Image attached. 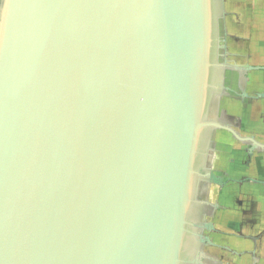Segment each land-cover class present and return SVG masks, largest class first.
<instances>
[{"label":"water","instance_id":"1","mask_svg":"<svg viewBox=\"0 0 264 264\" xmlns=\"http://www.w3.org/2000/svg\"><path fill=\"white\" fill-rule=\"evenodd\" d=\"M214 3L1 0L0 264H202Z\"/></svg>","mask_w":264,"mask_h":264},{"label":"crops","instance_id":"2","mask_svg":"<svg viewBox=\"0 0 264 264\" xmlns=\"http://www.w3.org/2000/svg\"><path fill=\"white\" fill-rule=\"evenodd\" d=\"M212 13L209 122L263 145L264 0H216ZM211 135L202 166L225 184L208 186L204 198L197 194L213 227L205 235L214 247L205 248L202 264H251L244 251L252 247L254 264H264V151L222 130Z\"/></svg>","mask_w":264,"mask_h":264},{"label":"flooded vegetation","instance_id":"3","mask_svg":"<svg viewBox=\"0 0 264 264\" xmlns=\"http://www.w3.org/2000/svg\"><path fill=\"white\" fill-rule=\"evenodd\" d=\"M206 190H207V188H204L203 186L199 189L198 192H199V194H200V196L202 198H204V194L206 193ZM207 207L208 206H206L205 204H201L196 209H193L192 216H189L190 218L188 220V226H187V237H186V241H185V248H184V251H183V259L184 260L193 261L194 257H195V251L197 252V250L199 249L202 252V254H203L202 263H204V261H206L205 258H204V255H205L204 254V250H205V248H208V247L213 248L214 247V245L211 242H210L211 245H207V243L200 244V243L196 242V235H195L196 232H202V236L204 238L205 237L208 238L205 234L210 232V231H207V230L206 231L205 230L204 231H199V229H197L195 227V225L198 222L196 221V219L195 220L192 219V217L194 216V214L195 215L198 214L197 220H199L200 218L202 219L204 217L206 222H210L209 218H210L211 209L210 208L208 209ZM211 232H213V229L211 230ZM190 250H191V252H190ZM244 253H246V254L248 253L247 255H249L250 258H251V264H254L255 260H254V258H252L255 255L254 254V247H252V249L250 251H244ZM209 261H211V260H209ZM215 263L216 264H222L223 261L222 260L221 261H216Z\"/></svg>","mask_w":264,"mask_h":264}]
</instances>
